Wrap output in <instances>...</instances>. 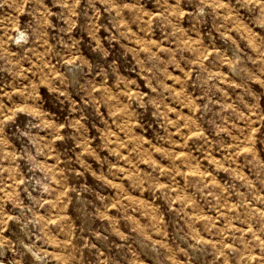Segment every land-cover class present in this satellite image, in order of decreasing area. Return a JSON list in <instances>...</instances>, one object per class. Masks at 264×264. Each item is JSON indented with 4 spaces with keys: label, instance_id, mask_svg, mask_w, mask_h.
<instances>
[{
    "label": "rangeland",
    "instance_id": "rangeland-1",
    "mask_svg": "<svg viewBox=\"0 0 264 264\" xmlns=\"http://www.w3.org/2000/svg\"><path fill=\"white\" fill-rule=\"evenodd\" d=\"M0 264H264V0H0Z\"/></svg>",
    "mask_w": 264,
    "mask_h": 264
},
{
    "label": "bare ground",
    "instance_id": "bare-ground-1",
    "mask_svg": "<svg viewBox=\"0 0 264 264\" xmlns=\"http://www.w3.org/2000/svg\"><path fill=\"white\" fill-rule=\"evenodd\" d=\"M21 32V34H23V32L22 31H20Z\"/></svg>",
    "mask_w": 264,
    "mask_h": 264
}]
</instances>
